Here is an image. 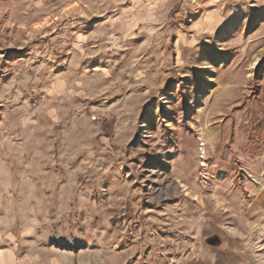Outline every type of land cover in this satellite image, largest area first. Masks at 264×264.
<instances>
[{
    "label": "rangeland",
    "instance_id": "374dc122",
    "mask_svg": "<svg viewBox=\"0 0 264 264\" xmlns=\"http://www.w3.org/2000/svg\"><path fill=\"white\" fill-rule=\"evenodd\" d=\"M206 209L264 248V0H0V250L168 264Z\"/></svg>",
    "mask_w": 264,
    "mask_h": 264
},
{
    "label": "crops",
    "instance_id": "0c3cea01",
    "mask_svg": "<svg viewBox=\"0 0 264 264\" xmlns=\"http://www.w3.org/2000/svg\"><path fill=\"white\" fill-rule=\"evenodd\" d=\"M192 223L193 241H191L189 251L180 256H161L160 262L168 264H264V248L253 247L249 242V237L239 233L232 227V224L229 226L217 210L207 211L206 209L203 213L196 214L192 218ZM13 255L12 250H0V264H15ZM112 264H123V262L114 260Z\"/></svg>",
    "mask_w": 264,
    "mask_h": 264
},
{
    "label": "built area",
    "instance_id": "2783aa9c",
    "mask_svg": "<svg viewBox=\"0 0 264 264\" xmlns=\"http://www.w3.org/2000/svg\"><path fill=\"white\" fill-rule=\"evenodd\" d=\"M91 120H92V121H96V116H92V117H91Z\"/></svg>",
    "mask_w": 264,
    "mask_h": 264
},
{
    "label": "bare ground",
    "instance_id": "6f19581e",
    "mask_svg": "<svg viewBox=\"0 0 264 264\" xmlns=\"http://www.w3.org/2000/svg\"><path fill=\"white\" fill-rule=\"evenodd\" d=\"M202 154V153H201Z\"/></svg>",
    "mask_w": 264,
    "mask_h": 264
}]
</instances>
